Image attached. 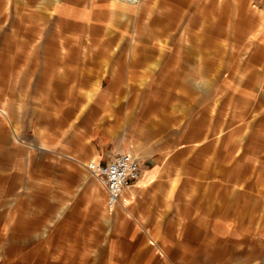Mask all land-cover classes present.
<instances>
[{
  "label": "crops",
  "instance_id": "crops-1",
  "mask_svg": "<svg viewBox=\"0 0 264 264\" xmlns=\"http://www.w3.org/2000/svg\"><path fill=\"white\" fill-rule=\"evenodd\" d=\"M129 2L0 0V202L11 207L7 229L16 232L12 211L16 179L25 177V188L40 199V237L50 223L53 239L61 241L50 254L87 257L85 264H264V165L249 166L246 174L254 177L244 190L239 168L232 167L226 173L231 180L224 179L221 150L216 152L214 168L208 167L201 151L212 149L213 142L203 139L201 120L191 118L204 109L205 99L170 100L172 108L161 119L154 113L139 114L137 134L159 139L162 146L135 144L127 131L112 130L106 117L94 124L88 153L92 161L112 158L113 153L101 159L97 153L118 134L119 145L131 141L128 144L136 147L131 150L142 153L139 178L126 187L121 203L114 207L107 204L105 185L82 160L89 155L64 139L62 127L51 137L45 122L30 119L29 112L55 110L76 112L78 121L84 110L81 97L91 94L100 96L105 111L112 106L111 96L120 97V112L128 110L124 97L129 94L153 97L141 99L143 108L168 102L156 98L165 96L158 89L88 86L101 79L108 65L118 63L126 73L128 64L150 59L182 63L188 72L202 77L201 64L208 58L196 50L204 47L207 18L226 14L233 19V31L246 33L248 48L247 56L237 53L232 66L233 78L247 81L243 90L248 95V103L235 104L233 124L240 122L242 111L248 114V126L264 134V0ZM115 30L136 37L127 45L138 56L134 62H128L125 51L112 55L113 41L101 38ZM64 79L87 81V87L48 92L49 80ZM13 81L24 82L17 87ZM237 92L240 96V88ZM49 95L56 97L55 108H48ZM121 126H133L128 116ZM252 134L249 139H262L258 131ZM187 143L190 148H178ZM1 147L6 151L2 163ZM23 224L24 232L28 224L32 227L26 218Z\"/></svg>",
  "mask_w": 264,
  "mask_h": 264
},
{
  "label": "rangeland",
  "instance_id": "rangeland-1",
  "mask_svg": "<svg viewBox=\"0 0 264 264\" xmlns=\"http://www.w3.org/2000/svg\"><path fill=\"white\" fill-rule=\"evenodd\" d=\"M139 1L127 2L133 4H139ZM199 20H193V23H198ZM208 31L206 38L203 36L202 44L204 47L196 50L197 55L199 52L202 55H206L207 63L201 64L204 73L202 77H197L194 73L187 71V65L177 63H154L144 61L143 63H130L127 65L126 73H121L119 70V64L107 66L105 74L101 79H95L90 81L88 88L103 89V88H153L159 90L160 93H165V96H156V98H164V104L142 107L141 99L153 98L151 96H138L129 94L124 98L128 101L127 111H119V96H111L112 106H107V110L103 106L98 95H84L81 97L84 100L83 111L80 112L79 120H75L79 115L76 112L71 111H55L49 110L45 113L41 112H29L30 119L36 122L40 119L47 124L49 135L54 137V133L57 127H62L64 131V139H68L71 145L77 146L79 150L85 155H89L82 159L84 162L92 161L90 157L89 147L91 146L93 132L95 125L100 123V120L106 117L107 123L112 127V130L119 133L127 131L129 135L128 140H131L135 144L149 145L156 144V146H162L163 143L159 142V139H142L140 127H135V122L139 114H151L154 113L159 119L167 117L169 110L172 108L170 100L182 99L183 101H190L191 99H205L204 109L193 112L191 118L193 120H201L199 124L204 126L205 134L203 139L212 143V149L201 151L208 160V167L214 168L216 152L223 153V167L225 171L224 179L231 180L232 176L226 173L231 172L232 167L239 168V185L240 189L247 188V184L253 179L254 176L247 175V169L263 167L264 165V151L261 149L264 146L263 131L260 129H254L248 126V114L240 112V122L237 120L233 124V109L235 104L239 102L248 103V95L243 88L247 87V81H239L232 76V66L237 53L240 55L248 50L246 44V33L243 31H233V19L228 15L207 18ZM98 34V33H97ZM195 34V33H192ZM205 35V33H202ZM88 35V33H87ZM101 38H110L115 47L112 48V55H116L120 51L127 52L128 62H134L138 59V56L128 48L127 45L131 40L136 39L132 32L120 34L119 31H111L102 35ZM66 39V38H65ZM239 48V49H238ZM66 51V49H65ZM194 49L191 51V55H194ZM247 52L244 54L247 56ZM71 68H65L64 70H70ZM7 83L8 81H4ZM12 82V81H11ZM18 82L17 87L22 86L24 81ZM35 81H32L34 83ZM87 81L64 79L62 83L60 81L49 80L48 92L55 90L56 88H86ZM240 88V96L237 95V89ZM94 93V92H92ZM98 93V92H97ZM168 93V95L166 94ZM176 93V94H175ZM178 93V94H177ZM48 108H55V96L49 95ZM253 98V97H252ZM163 100V99H162ZM183 104L185 102H182ZM129 123L133 124L130 128L122 127L121 124L125 122V117ZM158 119V118H157ZM77 124L79 126H77ZM95 124V125H94ZM73 125H75L73 127ZM84 126V127H82ZM258 131L261 133L262 139H249L250 134ZM80 133L85 139H79ZM257 133V132H256ZM76 134V136H75ZM98 136V134H97ZM126 136V135H125ZM76 138V139H75ZM87 138V139H86ZM89 138V139H88ZM146 138V137H145ZM201 138V137H200ZM120 135L117 139L108 145L100 148L97 157H105L107 154L113 155L117 152H129L135 157H142L141 151L131 150L130 147H135L131 141H124V143H118ZM196 139H199L197 137ZM99 140V139H98ZM137 144V145H138ZM209 145V144H208ZM2 146V145H1ZM190 144H181L178 148L183 149L190 148ZM193 146V145H192ZM3 147V146H2ZM1 147V163L3 160L4 149ZM216 147H218L216 149ZM136 148V147H135ZM223 148V149H222ZM256 152L254 156L253 150ZM120 150V151H119ZM221 150V151H220ZM212 151V152H211ZM112 155V156H113ZM250 157V158H249ZM251 159V160H250ZM251 161V162H250ZM249 162L252 163L249 165ZM263 164V165H262ZM2 170V168H1ZM2 172V171H1ZM21 177L16 179L17 196L15 206L12 208L15 214V226L16 232L13 234L7 221L11 216V207L6 202H0V264H85L87 263V257L72 256V255H60L50 254L56 251L57 244L61 241L53 239V229L50 223L44 228L42 237L38 232V220H39V204L40 199L38 193L29 191L24 186V180ZM226 182V181H224ZM227 183V182H226ZM29 186V185H28ZM32 195V196H31ZM3 199V198H1ZM13 205V204H12ZM11 206V205H10ZM10 212V213H9ZM31 220L32 227H29L27 232L23 231V221Z\"/></svg>",
  "mask_w": 264,
  "mask_h": 264
},
{
  "label": "built area",
  "instance_id": "built-area-1",
  "mask_svg": "<svg viewBox=\"0 0 264 264\" xmlns=\"http://www.w3.org/2000/svg\"><path fill=\"white\" fill-rule=\"evenodd\" d=\"M88 169L107 188L109 207L121 203V196L125 187L140 176L139 160L129 152H117L105 163L92 161L89 163Z\"/></svg>",
  "mask_w": 264,
  "mask_h": 264
},
{
  "label": "bare ground",
  "instance_id": "bare-ground-1",
  "mask_svg": "<svg viewBox=\"0 0 264 264\" xmlns=\"http://www.w3.org/2000/svg\"><path fill=\"white\" fill-rule=\"evenodd\" d=\"M132 2H134V0H131ZM88 165H89V163L87 164V168H88ZM125 189H126V187H125ZM125 189L123 190V192L125 191ZM123 194V193H122Z\"/></svg>",
  "mask_w": 264,
  "mask_h": 264
}]
</instances>
